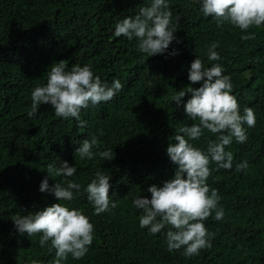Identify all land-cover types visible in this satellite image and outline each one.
<instances>
[{
  "label": "trees",
  "instance_id": "1",
  "mask_svg": "<svg viewBox=\"0 0 264 264\" xmlns=\"http://www.w3.org/2000/svg\"><path fill=\"white\" fill-rule=\"evenodd\" d=\"M151 0H0V264H54L51 241L39 243L42 233L29 236L13 220L54 203L80 209L94 227L93 241L81 259L69 254L62 264H264V25L241 30L229 23L217 26L204 16L201 0H167L175 27V40L162 54L148 57L137 50L138 41L114 35L115 25L135 16ZM255 33V38L242 36ZM220 56L208 60L212 44ZM176 55H170L173 51ZM199 58L205 68L220 64L231 77L232 95L240 112L251 107L255 126L245 125L247 140L233 138L225 151L233 154L232 168L209 163L210 189H216L221 220L215 211L203 221L211 247L198 255H184V248L169 251L166 226L151 234L141 228L142 210L133 206L147 188L173 178L177 165L166 154L169 143L183 126L198 124L186 116L187 94L177 104L172 98L187 87L191 63ZM61 60L91 66L95 76L111 85L119 79L123 90L108 101L89 104L80 112L83 129L74 118L55 115L42 103L31 111V92L47 82L51 67ZM218 134L202 129L194 146L207 150ZM95 136L92 159H81L76 149ZM187 139V137H185ZM113 151L111 160L96 155ZM66 161L76 172L71 177L48 173V165ZM246 162L247 168L237 171ZM110 176L108 212L94 213L84 199L85 188L97 172ZM48 179L66 186L81 185L71 201H58L50 191L41 192ZM115 203V207L111 204Z\"/></svg>",
  "mask_w": 264,
  "mask_h": 264
},
{
  "label": "clouds",
  "instance_id": "2",
  "mask_svg": "<svg viewBox=\"0 0 264 264\" xmlns=\"http://www.w3.org/2000/svg\"><path fill=\"white\" fill-rule=\"evenodd\" d=\"M201 11L206 17H214L218 27L229 23L247 30L252 26L264 25V0H201ZM175 32L167 0H151L150 5L141 7L134 17L129 16L118 22L114 35L129 40L135 37L138 41L137 50L150 57L164 53L176 39ZM254 38L255 33L241 37L243 40ZM216 47L215 43L209 47V61L220 59L214 50ZM176 54L175 50L170 53L173 56ZM67 68L66 60L51 67L46 84L31 92L32 104L28 116L36 115L42 103H49L57 117L74 118L78 122L77 126L83 129L86 122L80 117L81 110L89 104L96 106L112 100L123 90L124 85L119 79H114L109 86L99 76H95L88 65H73L70 70ZM223 73L224 69L218 63L209 68H205L199 58L191 63L188 79L200 86L180 90L172 101L179 104L186 93L190 94L184 104V111L186 116L199 123L180 127L174 137L175 143H169L166 148L167 156L177 165L173 178L163 182L162 186L153 184L148 187L146 190L151 194L150 198L138 195L132 201L133 206L143 212L139 218L140 227L156 234L170 225L171 228L166 232L169 251L183 247L186 256L198 255L201 249L211 247L210 234L203 221L213 211L216 220L224 216L223 209L218 207V191L210 189L206 182L211 175L210 161L215 162L218 169H231L233 154L225 151V147L232 143L233 138L238 143H244L247 140L244 126L254 127L256 122L251 107H245L241 114L237 98L231 94V77ZM202 129L218 134L215 141H208L206 152L189 142L199 140ZM93 146H98L95 136L83 140L76 152L81 159H92ZM96 155L105 161L114 156L112 150L101 151ZM245 168L246 162L237 165V171ZM47 170L48 173L64 177H71L76 172V168L69 166L66 161H60L55 167L49 164ZM109 180V175L98 171L95 179L85 188L84 199L88 206L93 204L97 215L110 210ZM80 187V184L72 181H68L66 186L54 183L49 187L48 179L45 178L39 190L50 191L58 201H71L74 199L72 190L78 192ZM111 206L115 207V203ZM13 222L21 233L26 232L29 236L42 233L39 240L41 246L51 241V247L55 249L54 264H62L69 254L73 259H81L93 241L94 227L89 218L80 209L59 202L26 216H17ZM31 264H39V261L33 260Z\"/></svg>",
  "mask_w": 264,
  "mask_h": 264
}]
</instances>
